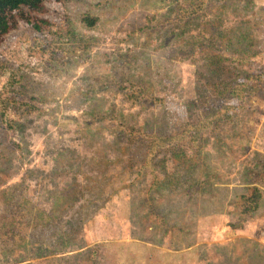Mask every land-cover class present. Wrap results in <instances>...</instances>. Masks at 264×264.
<instances>
[{"label": "rangeland", "instance_id": "rangeland-1", "mask_svg": "<svg viewBox=\"0 0 264 264\" xmlns=\"http://www.w3.org/2000/svg\"><path fill=\"white\" fill-rule=\"evenodd\" d=\"M174 1L183 5L194 0ZM174 1L68 0L49 4L48 14L55 27L72 28L70 38L74 41L58 45L63 52L56 62L52 50L37 46L34 39L40 33L28 23L22 21L9 34L10 44L0 49L7 72L24 67L27 71L21 74L30 77L38 90L44 87L45 94L32 89L21 95L12 90L15 86L9 88L15 96L13 105H7L12 127L0 121V225L9 220L10 213L34 218L39 210L53 206L51 197L62 188L69 198L62 214L70 220L75 211L84 216L83 228L66 249L73 253L71 258H58L63 249L49 244L50 239L59 237L60 230H48L42 248L33 243L27 259L12 264H223L231 250L242 254L249 243H264L262 220L235 215L238 190L247 188L244 179L264 172V0H227L225 12L213 9L208 13L223 18L220 29L196 27L190 30L192 36H182L171 45L156 43L146 31L137 32L140 42L133 37L125 39L136 26L130 27L127 21L132 12L142 9L141 20L146 22ZM89 13L96 19L87 20ZM147 34L151 39L146 46L142 42ZM86 39L94 44L83 46ZM215 48L217 53H225L216 64L208 56ZM132 51L140 53L136 57L143 60L148 53L149 62H129L127 54ZM40 60L31 69L32 63ZM47 60L51 61L46 65ZM238 72L263 78L261 94L251 96L253 100H226L233 105V117L226 121L246 131L242 144L220 136L222 131L218 136L191 133L145 138L131 136L119 127L144 125L146 120L156 125L164 121L176 128L185 121L196 123L205 116L197 99L198 86L211 80L224 86L236 80ZM134 74L148 80L147 91L140 83L130 82L128 77L132 81ZM4 80H0V89L7 85ZM21 89L26 91L24 85ZM30 95H40L46 101L34 98L35 107H29L24 99ZM152 98L163 100L153 102ZM70 154L77 158L73 161L77 167L70 166ZM30 173V179L21 182ZM46 173L51 177H41ZM203 183L219 185L222 198L215 207L203 204L204 195L214 199L217 191L202 193L210 187ZM197 185L200 189L195 192ZM19 188L24 192L27 188L26 199H18ZM79 189L82 196L76 199ZM229 197L234 208L224 210L220 205ZM76 203L82 208L69 207ZM192 207L198 212L194 217ZM201 207L207 212L199 222ZM215 210L222 212L221 216H214ZM163 215L170 221L166 231ZM3 230L0 227V264H11L9 255L3 256L11 245ZM186 233L197 242L185 249ZM16 243L14 254L24 253L20 241ZM88 246V258L74 253ZM54 250L58 256H53ZM260 250L263 253L248 264H264V246Z\"/></svg>", "mask_w": 264, "mask_h": 264}, {"label": "trees", "instance_id": "trees-1", "mask_svg": "<svg viewBox=\"0 0 264 264\" xmlns=\"http://www.w3.org/2000/svg\"><path fill=\"white\" fill-rule=\"evenodd\" d=\"M67 1L68 0H0V49L10 44L9 34L12 33V31L18 29L21 22L23 21L28 23L34 30L40 33L39 35L35 36V43L39 48H49L50 50H52L55 59H52V61L54 60V62H56V59H58V57H60L61 53L63 52V50H61L58 45L71 43L74 41L70 38V36L72 35V28L68 26L66 29L55 27L52 19L48 14V5L54 2L66 3ZM228 3L229 2H227V0H194L188 4L182 5L181 3L174 1L173 4H169L168 8L165 11H158L146 22L141 20L142 14L140 11L142 9H138L137 11L135 10L130 14V17L129 19H127V21L130 22V27H132L133 25L136 26H133L132 29L129 30V32L131 31V33H129L128 36L125 37V39L130 40V38L133 37V40L140 42V35H136L137 32L141 34L142 32L146 31V33L148 32L151 36H153V40H155L156 43L160 42L162 45L166 46L171 45L172 42L176 43V41L178 39H181L182 36L190 35V30H193L196 27L210 26V29L212 30H217L218 28L220 29L223 23V18L220 17V15L208 16V13L213 11V9L225 12ZM86 19L94 20L96 19V17L89 13L86 16ZM187 37L188 36H186V38ZM150 39V36L147 34L146 40L143 41L142 44L147 46ZM222 40L224 43L225 41H227L224 35H222ZM82 43H85L83 44V46L88 47L93 45L94 41L86 39L82 40ZM216 49L217 48L211 51L208 55L210 56L209 58L212 59V62L215 64V60L218 61L225 56V53L223 51H219V53H217ZM204 50L205 49H203V52ZM55 51H57L56 54ZM141 51L142 49L139 50V52ZM136 54L139 56L140 53L136 51L128 52L126 60H128L129 62H136V65L143 64L144 62H149L148 53L144 56V60L141 58L139 59L140 56L136 57ZM32 57L36 56L32 55ZM49 61L51 60H47L45 64H50ZM40 62H42V60L37 61V63H32L35 64V66H32L31 69H35L36 64H39ZM55 65L58 64L56 63ZM23 71L27 70L22 67L20 71L19 69H12L7 72V63L3 60H0V80L3 78L5 79L4 81L7 82V85H4L0 89V121H7V127L9 128L12 127V125L8 118L9 110L7 109V105L9 103L13 105L12 99L15 97L14 95H11L9 93V88L15 86V89L12 88V90L18 93H22L21 95H28V92L32 89L38 90L29 82L30 77L26 78L27 76L21 74V72ZM18 72H20L19 77ZM135 76L139 78H136ZM236 77V80L229 81L224 86H222L223 83H217L214 80L206 81V84L204 86H198L197 99L200 107L205 111V116L196 123L185 121L180 125L179 128H176L169 126L164 121H161L162 125H156V122L146 120L144 122V125L134 126L131 124H126V128L123 125H121L122 127H119L125 129L131 136L140 135L145 138L176 137L180 135L192 134L209 136L215 133L216 136H218L217 132L222 131L224 133L220 134V136L226 135V137L228 138L230 137L231 139L242 141L244 136L246 135V131L235 127L233 126V123L226 121L227 118L233 117V105L231 103H227L226 100L237 98L238 100L242 101L245 100L246 97L251 98V96L254 97V95H257L259 93L261 94L260 86L263 84V78L261 76H258L257 74L246 72H238ZM128 79L131 83H140L145 91L148 90V80L144 78L143 75L134 74L132 75V81L130 77H128ZM21 85H24L26 87V91H23L21 89ZM38 92L44 93V87L42 90L39 89ZM34 98H38L39 102H44V100L46 101V98L42 99L40 95H37L36 97L35 95H30L28 98L24 99V101L26 102V104H28L29 107H35V103L33 101ZM251 99L253 100V98ZM49 100H51L50 97L47 101ZM152 100L153 102H159L162 101L163 98H152ZM215 102H221V104L217 106L215 105ZM239 106L242 107L243 103H239ZM14 128L15 126L13 127V130ZM0 153H2V150H0ZM76 159L77 158H75L73 154H70V160L72 161L70 166L77 167V165L73 163V161H76ZM30 176L31 173L29 175L27 174L25 178L21 179V182H23L24 179H30ZM47 176L51 177L48 173L41 174V177ZM13 188H15V186H13ZM22 189L23 188H19L20 195L18 196V199H26L24 197V194H26L25 192L27 191V188L25 189V192ZM199 189L200 187L199 185H197L196 191H194L198 192ZM81 193L82 190L79 189L78 194L74 197L76 199L79 198L80 196H82ZM15 194L16 190L14 191V195ZM64 194H67V197H65ZM261 197V190L257 186H254L253 191L250 195H243L242 197L241 213L248 214L255 211L259 207ZM10 198L8 200H10ZM51 199L54 202L53 206L45 209L44 211L39 210L38 214H35L34 218H31L30 216L25 218H17V216H15L13 213H10L8 214L9 220L4 221L2 225H0V227H4L5 229L2 231V234H8L9 241L11 242L10 250L7 249L8 251H6L5 253L3 252V256L9 255L11 264L13 262L25 261L28 257V254L26 253L31 252L33 243H39V245L36 246L37 249L42 248L43 246H41V244H43L47 240L46 232H50L48 230H60L59 237L50 239L49 246L54 248H62L63 252L61 256H58L59 253H56L54 250L53 256L57 255L58 258L62 260V258L65 257L71 258V256L73 255V253H66L69 252L66 249L69 245L72 244L73 237L76 236V232L83 228L84 216H82V213L80 211H75L76 213L74 214L72 220H70L67 218V216H64L62 214L63 210H66L67 208V206H65L66 203H68L66 202V200L69 199L68 193L65 188H62L61 191L56 192L54 195H52ZM56 202L62 203L58 206ZM69 207L82 208L81 204L79 205L78 203L71 204L69 205ZM16 210L18 213L21 212L18 209ZM166 210L167 209L163 210L165 215H167ZM190 211L193 217L198 213L196 207H192ZM24 212L25 207H23V213ZM46 212L48 213V215L42 218V214L44 215ZM23 213L21 212V214ZM168 222L170 223V221L167 218H164L163 215V228L165 229V231L167 227L166 224ZM194 223H196V221ZM37 228H39V231ZM192 234L193 232H190V235ZM193 235L195 236V234ZM186 236V242H184L183 244L181 243L184 246L183 248L185 249L186 247H191L197 242V239H195V237H188L187 233L185 234V237ZM184 239L185 238H183V240ZM17 240L20 241L18 245L24 247V253H20L19 255H16L13 252V246L16 245L17 247ZM243 243L246 244V241H244ZM243 243L240 242L239 245ZM81 245V247H83L85 244ZM249 245L246 246V251L242 254H235V249L231 250L227 255L228 261L223 264H229V261L231 264H248L249 259L256 258L257 254L263 253V251L260 250V247H263L264 243L262 244V242L255 240L253 241V244L249 243ZM74 253L81 256V258H88L91 254V247L83 248L79 251H75ZM39 254L41 255V253ZM93 256L94 252L92 251L91 257ZM77 260H79L78 257ZM91 260L94 261V259ZM62 262L65 263L64 260ZM74 262H76L75 259ZM4 263L9 264V262ZM25 264H27V262H25Z\"/></svg>", "mask_w": 264, "mask_h": 264}, {"label": "crops", "instance_id": "crops-1", "mask_svg": "<svg viewBox=\"0 0 264 264\" xmlns=\"http://www.w3.org/2000/svg\"><path fill=\"white\" fill-rule=\"evenodd\" d=\"M241 130H244V129H241ZM234 143L242 144V143H244V139L242 141L236 140V142H234ZM238 173H239V171H238ZM244 181L246 182V183L244 182V186H247V188L245 190H242V191L240 188L238 190V191H240L241 194L239 193V198L235 202V204L237 205V206H235V215H238L239 217H241V219H243L245 217H250V216H257L264 223V172H262V171L261 172L258 171L257 173L254 172L253 174L250 175V179H244ZM203 184L210 185V187L209 188L205 187V190L202 191V193H205L207 191L210 192V190H217L216 195H213L214 199H211L207 195H204V202H203L204 205H206V203H210V204H213V207H215L218 200L221 201V198H222L218 195L219 185H215L213 183H210V184L203 183ZM254 186H257L261 190V193H262V197H261V200L259 203V207L251 213L242 214L241 213L242 197H243V195H250L253 191ZM231 199L232 198H230V197H229V200L223 199L224 204L221 203L220 207H222L224 210H226V208H230V206H233V208H234V203L233 204L231 203ZM237 210H238V212H237ZM206 212L207 211L205 210V207L204 208L201 207L199 222H202L201 219L205 218L204 214ZM208 214H210V213H208ZM221 214H222V212H220L218 210H215L213 212L214 216H216V215L221 216ZM202 215H203V217L201 218Z\"/></svg>", "mask_w": 264, "mask_h": 264}]
</instances>
